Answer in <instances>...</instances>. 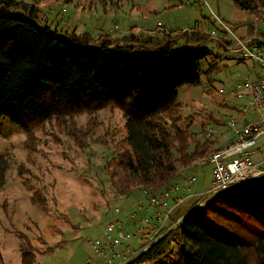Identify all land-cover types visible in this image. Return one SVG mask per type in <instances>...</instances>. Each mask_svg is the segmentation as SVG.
<instances>
[{"label":"rangeland","instance_id":"rangeland-1","mask_svg":"<svg viewBox=\"0 0 264 264\" xmlns=\"http://www.w3.org/2000/svg\"><path fill=\"white\" fill-rule=\"evenodd\" d=\"M15 1L18 10H31L34 19L49 31L89 34L94 39L91 46L98 48L107 39L114 41L107 50L115 54H151L166 42L179 51L206 48L192 43L182 32L194 28L199 21H204L208 29L205 21L208 11L199 6V0ZM211 2L235 26L237 33L243 27L250 36L264 37L261 15L251 16L230 0ZM148 37L152 43L146 45ZM123 40L134 41L140 48L122 46ZM255 69V62L249 59L206 53L199 60V83L177 87L173 113L178 127L189 133L190 149L193 141L212 139L214 150L223 139L222 134L256 119L254 113L248 112L246 96H237V84L246 77L253 78ZM71 131H76L77 137ZM123 136L124 117L116 106L46 120L32 131L28 148L25 131L9 118H0V154L9 160L5 183L0 189V264H20L18 234L29 237L38 264L99 262L88 240L100 235L106 221L124 216L121 200L135 192L145 198L139 187L127 195H118L110 186L108 161L115 158L114 144ZM208 155L181 169L194 174L193 186L198 185L204 191L211 181L212 164L199 162ZM33 189L43 195L44 209L32 200ZM199 196L191 195L190 201L195 202ZM186 199L176 207H182ZM136 204L131 211L137 210ZM138 215L145 214L138 211ZM173 220L171 217L167 224L176 222ZM129 242L132 247L136 245L131 239ZM180 250V245L171 241V248L164 255L141 264H176Z\"/></svg>","mask_w":264,"mask_h":264},{"label":"trees","instance_id":"trees-1","mask_svg":"<svg viewBox=\"0 0 264 264\" xmlns=\"http://www.w3.org/2000/svg\"><path fill=\"white\" fill-rule=\"evenodd\" d=\"M230 1L264 21V0ZM18 5L0 0V118L25 131L27 148L32 131L46 120L118 107L124 136L108 161L110 186L118 195L136 187L166 188L182 168L212 152V139L193 141L190 149L189 133L173 113L177 87L199 83V60L207 52L173 50L166 42L151 54H115L107 50L114 41L98 48L89 34L49 31ZM190 32L189 40H205ZM8 168V158L0 154V189ZM33 190L32 200L44 209L43 195ZM199 197L178 210L173 222L204 201ZM18 235L20 264H38L29 237ZM171 241L181 248L176 264H264V180L214 196L126 264L160 258Z\"/></svg>","mask_w":264,"mask_h":264},{"label":"built area","instance_id":"built-area-1","mask_svg":"<svg viewBox=\"0 0 264 264\" xmlns=\"http://www.w3.org/2000/svg\"><path fill=\"white\" fill-rule=\"evenodd\" d=\"M199 6L207 9L212 24L208 31V38L212 42L203 51L215 54L219 47L223 56L252 60L258 70L255 79L246 77L237 84L239 92L246 91L250 94L248 109L257 113L256 119L242 126L235 140L216 147L206 159L199 162L204 164L207 161L212 164L211 185L202 194L203 199L208 201L227 192L231 186L252 182L264 174V142H259L264 136V48L257 34L239 35L235 26L213 8L211 0H199ZM231 124H234L232 120ZM179 177L184 185L190 186L196 181L195 175L187 170H181ZM176 189L177 186L156 190L144 188L148 204L158 206L157 209L150 215L140 216L137 208L127 217H115L106 221L100 235L88 240L91 249L98 255L99 262L89 260L84 264L129 262L134 250L130 252L127 242L136 237L143 243L140 246L142 248L155 239L163 232L172 210L184 202L186 196L177 195ZM126 219L131 228H126Z\"/></svg>","mask_w":264,"mask_h":264},{"label":"crops","instance_id":"crops-1","mask_svg":"<svg viewBox=\"0 0 264 264\" xmlns=\"http://www.w3.org/2000/svg\"><path fill=\"white\" fill-rule=\"evenodd\" d=\"M222 14V13H221ZM223 16V15H222ZM225 19V18H224ZM226 21H228V22H230L228 19H225ZM205 21L207 22V25H208V29H206L207 27H206V25H205V22L204 21H199V22H197L195 25H194V28H188V29H185V31H182L183 33L184 32H186V39H188V37H189V34L191 33L190 31H192V32H199V33H202V34H204L205 35V40L203 41V40H201V38H199V40L198 39H196L195 41L193 40V41H191L192 43H195V44H197V45H208L209 43H211L212 41L208 38V31H209V29L212 27V24H211V21H210V19L208 18V13H207V17H206V19H205ZM231 23V22H230ZM232 24V23H231ZM250 24H251V21L248 23V25L250 26ZM248 26V27H249ZM248 27H247V29H248ZM240 30H241V32L240 33H238L239 35H246V34H248L247 33V31L245 30V28H243V27H240ZM236 32H238V31H236ZM189 33V34H188ZM200 36H202V35H200ZM259 38L264 42V37L262 36V35H260L259 34ZM120 40V39H119ZM187 41V40H186ZM152 42H151V37H148L147 39H146V41H145V44L146 45H148V44H151ZM115 44V43H114ZM114 44H111L110 46H113ZM120 44L123 46V45H135V47L137 48V49H139L140 47L137 45L138 43H135L134 41H128V40H123V41H120ZM213 55H215L216 57H220L221 55H222V50L219 48V47H217V49H216V53L215 54H213ZM223 56V55H222ZM257 73H258V70H256L255 69V74L252 76L253 78L252 79H255L256 77H257ZM249 76V75H248ZM250 77V76H249ZM233 93V92H232ZM242 92H238V94H237V96H246V99H247V107H248V103H249V96H250V94L248 93V92H243L242 94H241ZM244 111V110H243ZM244 112H246V111H244ZM248 112H251V113H254L255 114V116L257 117V113L255 112V111H252V110H249ZM253 115V114H252ZM255 117V118H256ZM254 118V119H255ZM246 123H243L242 125L240 124V125H237V127H235L234 129H232L231 131H230V133L228 134V133H226V134H222V136H223V139L218 143V145H217V147L218 146H220V145H222V144H224V143H226V142H229V141H233V140H235L236 139V137H237V135H238V133L240 132V130H241V128H242V126H244ZM234 125V124H233ZM219 133H222V132H219ZM264 137V136H263ZM263 137H261L260 139H259V142H263L262 141V138ZM199 167L200 166H202V165H199V164H197ZM190 174H192L191 172H189ZM210 174H211V180H212V173H211V168H210ZM192 175H194V174H192ZM196 180V179H195ZM196 183V182H195ZM195 183H193V184H195ZM193 184H191L190 186L189 185H184L183 183H182V180H181V178L180 177H178L176 180H174L173 182H171L170 184H168V186L169 187H173V186H177V189H176V191H175V193L177 194H179V195H183V196H186L187 197V199H186V201H185V203H184V205L182 206V207H175L174 209H173V211H172V213H171V216H170V220H171V217L178 211V210H180V209H183V208H187L192 202L190 201V199H192V197L190 198V196L191 195H201V194H203L209 187H210V185H211V181H210V184H209V186H208V188L207 189H205V191L204 190H201L200 188H199V186L197 185L196 187H194L193 186ZM144 189V188H143ZM143 189L141 188V191H142V193L144 194V199H142V196H141V194H138L137 192H135V193H132L131 195H129V196H127V198H124L123 200H121V203H122V210H124L123 211V213H125L124 214V216H117L118 218H120V217H122V218H124V217H127L128 216V214L130 213V212H132L131 211V208H132V206H133V204H135V203H137L136 204V206H137V208H139V210L138 211H140L141 212V214H145V215H150V214H152L156 209H157V207L158 206H156V205H149L148 204V201H147V195L143 192ZM188 201V202H187ZM169 202H171V201H169ZM134 211V210H133ZM122 213V214H123ZM146 213H148V214H146ZM141 216V215H140ZM178 218H180V217H178ZM126 228H131V226H130V223H129V221H128V219H126ZM131 241L132 242H134V243H136V245L134 246V247H132L133 246V243H131V242H127V244H129V246H130V252H133V250H135L134 248H136L137 247V245H139L140 246V244H139V239L138 238H131ZM140 248V247H139ZM138 248V249H139ZM138 249H136V250H138ZM135 250V251H136ZM134 251V252H135Z\"/></svg>","mask_w":264,"mask_h":264},{"label":"water","instance_id":"water-1","mask_svg":"<svg viewBox=\"0 0 264 264\" xmlns=\"http://www.w3.org/2000/svg\"><path fill=\"white\" fill-rule=\"evenodd\" d=\"M264 180V174L261 175L259 178L253 180L252 182H249V183H246V184H242V185H236V186H231L229 188V190H238L240 189L241 187H244V186H248L250 184H253V183H257V182H260ZM228 190V191H229ZM212 200V199H210ZM210 200L206 201H201L197 207L195 209H192V210H189L188 212H186L183 216H181L180 218H178L176 220V222L172 223L164 232H162L159 236H157L155 239L149 241L145 246H143L142 248H139L138 250H136L131 256H130V260L132 258H134L135 256H137L138 254L142 253L145 249H147L149 246L155 244L156 242H158L159 240H161L162 238H164L172 229H174L179 223L182 222V220H184L186 217H188L190 214H192L195 210L197 209H200L202 206L205 205V203H208ZM206 201V202H205Z\"/></svg>","mask_w":264,"mask_h":264}]
</instances>
